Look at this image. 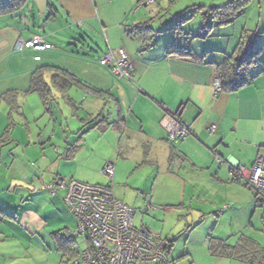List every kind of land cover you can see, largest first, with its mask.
I'll return each mask as SVG.
<instances>
[{
	"label": "rangeland",
	"instance_id": "rangeland-1",
	"mask_svg": "<svg viewBox=\"0 0 264 264\" xmlns=\"http://www.w3.org/2000/svg\"><path fill=\"white\" fill-rule=\"evenodd\" d=\"M137 1L133 0L132 10L122 20L124 23L149 21L155 31H160L179 22L184 33L188 34L189 31L195 33L204 28L205 18L200 11H192V7L205 5L209 8L232 0H155L149 5H145V1L138 5ZM49 4L54 8L46 6ZM58 5L50 0H28L16 13L18 17L0 16V30L9 32L10 28L16 27L24 37L38 33L52 45L50 51L43 53L41 62L31 61L30 65L22 51L15 47L11 49L4 40H0V45L5 44L0 47V138L5 131H10L7 140H0V216L4 218L0 230V264H74L77 260L80 264H86L80 261V254L87 244L81 235L75 234L76 221L65 211L62 198L66 192L58 191V195L52 199V193L41 188L44 183L36 184L34 176L46 169H57L60 161L63 164L61 172L67 178L65 183L69 181V173L75 171L80 178L87 179L83 182L91 185L107 183V178L102 174L103 166L112 154V150L106 146L107 138H97L92 132L84 135L85 145L75 160L76 165L67 164L63 158L58 160L57 152L54 150L52 154L51 147L46 149L43 156L38 144V138L51 135L54 126L55 132L60 134L59 125L64 126V118L69 115L62 99L52 102L53 117L51 113L45 114L38 99L34 106L33 98L39 95L25 93L26 70L41 65L68 70L70 64L68 71L76 72L87 82H90L91 75L97 77L99 69L109 72L107 66L99 64V58L107 52L103 33L97 35L88 26L70 24ZM106 9H110L109 5ZM241 9L242 12L231 23L218 26L207 19L208 27L212 26L209 30L203 29L200 36L191 37L189 34L186 38L192 42L190 48L196 49L200 55L202 51L206 52L204 56L207 60L219 62L226 54H231L239 38L246 34L254 42L252 50H263L246 67L245 77L250 81L264 64V0H245ZM50 12L52 16H49ZM161 36L162 33L158 34V41L163 38ZM106 79L113 80L112 77ZM74 90L70 91L73 95ZM13 92L17 95L15 107L11 110L8 100ZM108 109L109 106H106ZM70 124L73 125H68L71 133L81 125L73 121ZM18 130L24 132V137H19ZM16 138H20L23 144H18ZM138 153L130 155L120 176L121 180L125 179L119 183H125L127 187H118L115 180L114 193L127 192L125 203L134 209L136 227L143 226L162 240H175L167 255L170 261L174 260V264H258V261L250 258H221L212 255L214 248H210L217 240H227L228 244L235 245L238 233L250 236L264 247L260 218L263 208L258 205L253 213L247 210V195L253 200L249 189L237 185H216L207 181L200 172H191L190 179L186 174L182 175L184 185L173 178L162 179L153 165L141 166L143 155ZM55 160L58 161L53 166L50 162ZM132 170L134 172L131 173ZM126 173H131V177H127ZM24 178L28 180L25 182ZM31 181L34 183L31 184ZM51 199L58 212L52 209ZM148 203H151V211L147 210ZM58 231L68 236L71 234L72 242L66 243L52 235ZM212 238L216 240L212 241ZM217 249L220 251V248Z\"/></svg>",
	"mask_w": 264,
	"mask_h": 264
},
{
	"label": "crops",
	"instance_id": "crops-1",
	"mask_svg": "<svg viewBox=\"0 0 264 264\" xmlns=\"http://www.w3.org/2000/svg\"><path fill=\"white\" fill-rule=\"evenodd\" d=\"M36 1L38 2L39 0ZM46 1L42 0V2ZM50 1H55L59 4L58 6L66 14L70 24L88 26L97 35L103 33L106 42L105 52L109 50L115 52L123 49L131 62L132 78L130 81L124 78H114L107 70L99 69L97 77L95 76L94 78L91 75L90 82H87L86 78H80L76 72L70 71V73L85 82L89 89L102 90L106 91V93H102V97H97L90 90L87 91L85 88L77 87L76 85L72 86L67 91L68 98L75 102H82L81 106H78V112H74L72 107L66 105L69 117L64 118V126L60 123V134L55 132L54 126L51 135L45 137H41V134L39 135L38 144L43 156L46 149L51 147L50 151L52 154H54V150L57 152L58 160L63 158L67 164L75 163L76 165L77 161L75 162V160L85 145L83 141L84 135L92 132L94 136H98L97 138H107L106 146L112 150V154L110 155L111 157L107 158L108 161L106 163L110 162L114 165L113 182L116 180L118 187H127L125 183H122L123 185L119 183L125 179L124 177L121 180L120 176L125 169L124 165H127L133 152L137 154L141 152L143 155L141 166L153 165L162 179L173 178L184 185L185 181L182 179L184 178L181 177L182 175L186 174L187 178L190 179L191 172H200L205 175L204 177L207 181L216 185L244 187L242 182L231 181L230 171L236 169L237 166L250 169L257 155L264 153V73L258 75L236 91L229 92L222 89L216 91L214 81L217 76L215 67L212 64L213 60L206 59V56H204L206 52L202 51L200 55L196 49L190 48L192 44L191 41H188L190 38L177 45L179 48H186L188 50L187 54L181 56L172 53V50L170 51L169 45L176 32V29H172L173 25L160 31L153 29L154 39L152 46L145 49H143L139 39L128 37L123 32L125 26L145 23V21H134L132 24H127L122 21L132 10L133 0H118V2L113 0ZM113 4L116 5L113 6ZM107 5L110 7L108 10L106 9ZM200 6L206 7L205 5ZM115 9L118 13L114 12ZM207 22L206 20L204 21L205 24ZM6 31L0 30V40H4L6 46L11 49H14L15 43L19 39L27 41L41 36L38 33H34L31 34L32 37H24L23 32L16 27L10 28L9 32ZM160 33H162L161 37L163 38L158 41L157 37ZM188 34H191L192 37V34L195 35L196 33L189 31ZM28 37H31V39H27ZM41 38L45 43L51 45L45 37ZM1 46H5V44H1ZM50 50L51 48L43 51L23 49L21 54L24 57H28L27 61L31 65V61L41 62L43 53H47ZM37 56L40 58L39 61L34 59ZM68 68L71 69L70 64H68ZM35 69L32 66L24 73L27 81V86L23 87L24 90L28 89L32 72ZM72 70L74 69L72 68ZM107 77H112L113 80L108 81ZM247 79L249 80L250 78ZM46 80L50 81L49 76H47ZM91 82L93 84H90ZM73 88L76 89L74 90L76 92H73L75 93L74 95L70 93ZM56 92V90H52L53 96L59 101L60 98L58 97L60 95ZM36 99L42 105L40 98L34 97V106L38 101ZM106 106H109L108 111ZM42 108L44 109L43 105ZM51 110L52 104L50 106ZM168 111L172 113L179 111L177 117L182 122L187 123L193 131L192 136L175 145L169 143L161 125V121ZM100 112H104L107 115L105 123L96 129L83 133L86 130L85 128L82 129L83 126H81L82 121L80 119L90 118ZM50 113L53 117L52 111ZM74 113L77 116H74ZM72 121L81 125L76 127V131L73 130L71 133L68 125L71 126L70 122ZM211 127H213L212 132L209 131ZM18 131L20 132L19 137H24V132L22 130ZM14 134L15 131L11 137ZM20 138H16L18 140L17 143L23 144ZM71 149L72 152L74 149V153L72 157L68 158L71 151L69 154L67 152ZM114 149L115 153L113 155ZM113 158L115 160L111 161ZM57 161L50 163L54 166ZM62 165V162L58 161L57 169L50 168L43 172L40 171L38 175L34 176L36 179L35 183H44L41 188L48 185L55 186L56 183H65L67 178L65 173L61 172ZM133 170L131 173L134 172ZM131 173H126V176L131 177ZM69 174V181L75 180L89 184L88 182H83L87 179L80 178L76 171ZM198 179L203 180V178ZM23 180L26 182L28 178ZM33 183L31 181V184ZM106 184H108V180ZM98 186L104 185L99 184ZM114 187L115 183L112 189L113 196L127 205L125 203L127 192L123 191L116 195ZM57 193H59L58 190L55 194H52V199H55V196L58 195ZM251 195L253 200L247 195L246 203L247 210L253 213L257 204L252 193ZM52 199L50 204L52 209L56 210ZM63 200L64 198H62ZM63 204L65 211L68 213L64 201ZM56 212L58 211L56 210ZM3 219L1 215L0 230L3 227ZM238 234L239 238L235 245L244 248L240 244L242 243L240 238L251 239V237L241 233ZM167 240L171 241L172 248L175 240ZM253 242L254 245L250 248H264L255 240ZM170 251L171 249L168 254Z\"/></svg>",
	"mask_w": 264,
	"mask_h": 264
},
{
	"label": "built area",
	"instance_id": "built-area-1",
	"mask_svg": "<svg viewBox=\"0 0 264 264\" xmlns=\"http://www.w3.org/2000/svg\"><path fill=\"white\" fill-rule=\"evenodd\" d=\"M153 0L145 1V5ZM15 49L43 51L52 48L41 37L24 41L19 39ZM39 61L40 58L34 57ZM103 66L109 65L114 75L131 77V62L123 49L107 51L100 59ZM216 91L221 90L219 81H214ZM167 140L172 144L190 136V127L180 118L168 111L161 121ZM213 131V127L209 128ZM109 179H113L114 165L107 162L102 170ZM231 179L242 181L255 195L263 208L261 226L264 232V153L258 154L250 169L237 166L230 171ZM111 181L106 186L89 185L71 180L43 186L52 194L65 191L64 203L68 212L76 221V233L81 235L86 248L80 254V261L86 264H174L167 257L170 250L167 241L152 234L145 227L134 225V210L117 200L112 193ZM152 209L147 205V210ZM74 264H80L79 260ZM258 264H264L263 258Z\"/></svg>",
	"mask_w": 264,
	"mask_h": 264
},
{
	"label": "trees",
	"instance_id": "trees-1",
	"mask_svg": "<svg viewBox=\"0 0 264 264\" xmlns=\"http://www.w3.org/2000/svg\"><path fill=\"white\" fill-rule=\"evenodd\" d=\"M27 1L28 0H0V16L16 15L18 17L19 14H16V13L25 6ZM144 1H148V0H138L137 3L139 5L140 3ZM154 1L155 0H153V2ZM244 1L245 0H232V1L225 3L224 5L213 6L209 8L203 7V6H194L192 7L191 10L194 12L200 11L201 12L200 14H202L203 17L205 18L204 20L207 21V19H210L212 25L224 26V25L231 23L236 18V16H238L242 12L241 7L243 6ZM48 7L54 8L52 4L51 5L49 4ZM52 15L53 13L50 12L49 16H52ZM178 18H182V16H178ZM210 27H208L207 23L206 24L204 23L203 29L207 31V29L209 30ZM172 29L173 30L176 29V32L174 36L172 37L173 40L171 44L169 45V48H171L170 51L172 50L171 51L172 53H175L181 56L187 54L188 50L186 48L185 49L179 48L177 45L182 43V41L184 40L186 41L187 40L186 36L189 34H186L184 33V31H182L183 29L182 27H180L179 22L174 23V25L172 26ZM203 29L200 32H195L196 33L195 35L192 34L193 37L200 36L202 34ZM123 32L128 37L139 39L143 46V49L150 48L152 46L153 39H154V30L149 21L145 23H139L134 26H125L123 28ZM253 45H254V42L251 39H249L246 34L242 35L239 38L231 54L226 55L222 61H219V62L213 61L212 64L215 67L214 69H215L216 76H217L216 79L219 81L222 90L229 91V92L236 91L249 82L248 79L245 77L246 70H247L246 67H248L249 64H252L254 59H256V56L259 53H261V51H263L262 49L252 50ZM111 52H114V51H111ZM104 54L105 53L102 54V57ZM101 58H99V61ZM256 62L258 64H262L261 62H258V61ZM105 66L108 67L109 73L112 76L118 77L112 73L109 65H105ZM263 73H264V64L262 67H260V69H258V72H256V74L252 77V79H254L258 75H261ZM47 76H49L50 81L46 80ZM118 78H124L130 81L132 78V70H131L130 78L122 77V76ZM75 85L77 87L78 86L83 87L87 91L90 90V92L96 95L97 97H102V93H106V91H102V90L98 91V90H94L91 88L89 89L88 85L85 82L78 79L72 73L68 72L65 69L51 66V65H41L32 72L29 87L25 91V93H37L44 107L45 114L46 113L49 114L51 112L50 106L52 102L56 100V98L53 96L54 94L52 93V90L54 89L60 95L58 98L62 99L64 103H66L67 106L72 107L74 109V112H76L78 109V106L79 105L81 106L82 102L80 101L75 102L71 99L69 100L68 95H67V91L72 86H75ZM13 93H14L13 96L8 100V105L11 110H13L15 107V98L17 95L16 92H13ZM178 114H179V111H176L173 113L174 116H177ZM74 116H77L76 113H74ZM106 119H107V115L104 114V112H100L95 116H91L90 118L80 119V121H82V126H83L82 129L85 128L86 130L83 133H87L88 131H91L92 129L98 128L100 125L105 123ZM9 134H10L9 130L5 131L4 134L1 136L0 140L1 139L7 140ZM192 135H193V131L190 129V136ZM187 138H189V136ZM172 145H175V144H172ZM70 151H71V154H69ZM73 153H74V149H73V152H72V149L68 150L67 152V154H69L68 158L72 157ZM113 178H114V175H113ZM107 180H108V183L111 181L112 184L110 187L111 189H113V185H114L113 179L109 180L107 178ZM231 181L232 182H242V181L235 180V179H231ZM243 186L249 189L244 183H243ZM251 193L253 194L254 201L258 206L259 201L257 200L256 195L252 191ZM148 204L151 205V203H148ZM259 207H261L260 204H259ZM52 235L56 237L57 239H63V241H65L66 243H71L72 238H73L72 235L70 234L69 236L67 234L64 235V234H61L60 231L53 233ZM160 240L162 239L160 238ZM214 240L216 239L212 238V241ZM162 241H167L169 244V247L171 248V241H168L165 239H163ZM240 241L242 242L240 244L244 246V248L240 247L239 245L238 246L230 245L227 243V241L217 240V242H215V245L210 247V248H214L211 251V254L218 255L221 258L236 257L241 260L244 258L245 259L250 258L252 261L256 260L259 263V261L263 258L264 248H250L254 245L253 240L250 238L242 237L240 238ZM217 248H220V251Z\"/></svg>",
	"mask_w": 264,
	"mask_h": 264
}]
</instances>
